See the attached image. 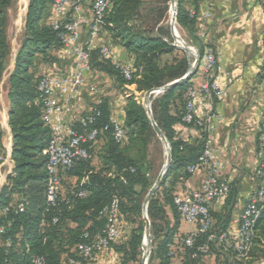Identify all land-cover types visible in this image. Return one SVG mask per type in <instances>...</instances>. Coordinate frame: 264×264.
<instances>
[{
	"label": "trees",
	"instance_id": "trees-1",
	"mask_svg": "<svg viewBox=\"0 0 264 264\" xmlns=\"http://www.w3.org/2000/svg\"><path fill=\"white\" fill-rule=\"evenodd\" d=\"M109 1L103 29L113 43L123 46L132 56L131 77L126 79L112 63L100 59L99 48L91 51V69L111 75L120 88L134 85L140 93L164 86L188 72L192 59L185 51L180 53L172 43L171 29L160 25V20L153 27L142 24V0ZM13 3L14 0H0V92L11 53L8 9ZM52 3L53 0H29L23 38L14 69L8 77L11 160L14 166L0 189V225L5 228L0 238V264H34L32 259L37 256L43 258L42 264H62L68 257H77L75 246L86 239L85 233L92 236L106 227L108 216L102 213V209L114 198L119 200L120 234L106 251L113 249L124 263L137 262L145 228L143 202L156 179L153 181L148 177L152 165L145 158L147 151L143 158H136L128 153V149L140 145L147 150L153 138L160 139L146 109L134 95L127 96L125 118L120 123L125 130L121 142L112 135V116L107 102L101 100L93 105L99 113L89 127L102 130L97 140L105 139L98 153V163H92L93 144L90 158H79L71 167L59 172L61 189L53 204L47 199L49 175L45 151L51 129L43 118L45 101L38 89L45 74H39L34 67L39 55L45 63L58 62L56 53L63 48L59 31L46 23ZM177 3L176 23L187 32L201 57L207 46L196 29V14L191 15L184 5L185 0H177ZM198 71L197 67L188 80L151 97L152 117L169 142L171 164L147 206L153 236L149 264L154 258L156 264H205L204 258L213 253L242 257L235 251H224L217 240L208 241L209 232L198 233L192 246L175 241V237L188 234L179 231L183 220L174 203V197L179 195L175 185L180 178L191 175L186 168L198 161L206 139L198 127L182 119L187 90L194 85L191 80ZM180 124L195 127L199 137L191 141L179 137L176 128ZM105 126L108 128L103 129ZM72 127L82 129L79 122ZM2 141L0 126V165L5 155ZM72 178L74 183L63 190V180ZM19 204H23L22 210L17 207ZM260 205L250 251L256 244L264 245V202ZM4 208H8L7 211ZM229 214L218 216L211 231L218 235L226 231ZM126 224L131 226L128 236L123 235ZM8 239L10 245H7ZM172 243L174 247L171 248ZM205 244L209 245L207 253L198 250ZM64 255L67 257L63 259ZM81 261L86 264L83 259Z\"/></svg>",
	"mask_w": 264,
	"mask_h": 264
},
{
	"label": "built area",
	"instance_id": "built-area-1",
	"mask_svg": "<svg viewBox=\"0 0 264 264\" xmlns=\"http://www.w3.org/2000/svg\"><path fill=\"white\" fill-rule=\"evenodd\" d=\"M206 8L201 13L203 20L211 16L213 0H204ZM85 0H53L52 10L55 17L50 22L54 30H58L64 52L72 59L73 66L70 73L65 75L45 74L41 77L38 89L42 92L45 101L44 121L51 129V137L46 148L48 155V188L47 199L54 203L57 193L61 189L59 172L68 169L79 158L91 157L90 148L97 141L102 130L89 127L95 121L99 113L94 107L83 114L78 122L82 129L73 127L65 129L64 113L71 111V100H82V88L87 85L85 75L91 69V51L99 48L100 59L109 61L126 78L131 77V66L119 61L112 53L108 44L98 47L94 45L95 38L103 32L105 12L109 6V0H93L90 6V14L86 17L83 13ZM191 15L197 14L190 11ZM87 24L88 38L80 41L81 26ZM205 27L199 32L204 37ZM194 53L199 55L193 46ZM194 57V56H193ZM199 71L202 81L199 85H192L187 90V101L183 115V121L194 124L206 135L204 147L198 161L189 164L187 171L195 173L203 170L205 177L199 190L191 191L185 195L174 197V203L183 221L192 225L191 230L185 237H175L176 242L192 246L198 233H207L208 241H218L224 251H235L238 255H246L252 246L253 228L256 219L260 215V204L264 202V116L262 128L258 138L257 166L254 176L260 181L259 186L248 196L246 204L235 220L236 227L227 229L219 235L212 232L214 224L211 214V206L214 202L225 199L231 190L230 184L221 179L220 170L222 164L218 157V150L213 144V135L217 128L218 113L216 103L223 96V89L219 84L222 66L219 54L212 48L206 47L200 57ZM92 91H96L94 85H89ZM98 101L97 103H99ZM96 104V103H95ZM113 124V137L117 142L125 138V130L116 119L111 117ZM105 126L103 129H107ZM81 195L84 192L80 193ZM23 209V204L17 206ZM8 208H4L7 211ZM102 213L108 216L106 227L94 235L85 233V240L75 246L77 257H68L62 264H93L97 257L105 252L120 234L119 231V200L114 198L102 209ZM5 232L4 226L0 225V238ZM10 245V239L7 241ZM174 247V244H170ZM207 253L209 245L205 244L198 248ZM196 256V253L193 254ZM34 264H42L41 256L32 259ZM260 264H264V261Z\"/></svg>",
	"mask_w": 264,
	"mask_h": 264
},
{
	"label": "crops",
	"instance_id": "crops-1",
	"mask_svg": "<svg viewBox=\"0 0 264 264\" xmlns=\"http://www.w3.org/2000/svg\"><path fill=\"white\" fill-rule=\"evenodd\" d=\"M93 0H85L84 15L90 14ZM29 0H14L8 9V40L11 46L9 64L4 72L0 92V126L3 131V147L5 155L0 165V189L6 177L13 170L12 132L9 126L8 77L14 69L15 59L23 38L25 17ZM17 10L18 31L12 37L10 34L15 19L12 16L13 6ZM185 7L196 11V29L198 33L205 27L203 43L215 50L220 57L222 72L219 84L223 89V96L216 103L218 113L217 128L213 135V144L218 150V157L222 164L220 177L230 184L232 195L211 206L215 218L229 212L230 221L227 229L236 227L235 220L244 208L249 194L256 189L260 181L254 176L257 166V148L259 133L262 128L264 116V0H213L211 16L205 20L201 13L206 8L204 0H185ZM55 17L52 6L46 16V23L50 24ZM80 41L88 38L87 24L81 26ZM110 36L106 32L95 38L96 47L108 44L113 55L122 63L131 66L132 56L118 43H110ZM58 62L45 63L41 56L39 74H52L56 76L71 72L70 66L63 70L62 61L71 58L63 49L57 51ZM88 71L85 75L87 85L82 88V100H71V111L64 113L65 129L72 127L79 118L90 111L95 103L104 100L107 102L112 118L123 123L127 96H116L118 83L114 77L102 71ZM200 71L192 78L194 85L202 81ZM89 85H94L92 91ZM135 88L134 85L126 86ZM179 137L193 140L199 137L198 130L190 125L180 124L176 128ZM98 143V145H97ZM104 137L99 138L96 149L103 148ZM205 177L203 170L191 173L187 178H180L176 182L179 195L199 190ZM192 225L182 221L179 231L186 233ZM119 254L113 249L100 254L93 264H117Z\"/></svg>",
	"mask_w": 264,
	"mask_h": 264
},
{
	"label": "rangeland",
	"instance_id": "rangeland-1",
	"mask_svg": "<svg viewBox=\"0 0 264 264\" xmlns=\"http://www.w3.org/2000/svg\"><path fill=\"white\" fill-rule=\"evenodd\" d=\"M172 1L170 0H142V5H141V14H142V24H144L145 26H155L156 25V21L160 20L161 22L159 23L160 25H163L164 27H167L168 29L170 28V7H171ZM167 8V9H166ZM166 9V10H165ZM12 16L13 19H15L13 27L11 28L10 34L12 35V37L14 38V36L17 34L18 31V22L17 21V10H16V6H13L12 9ZM158 24V25H159ZM175 27H177V30L179 32V36L181 37V39H183V41L185 43H187L188 45H190L191 47H195L196 46L192 43L189 35L187 34V32L181 27L179 26L177 23H175ZM106 32L107 35L108 32L106 30L103 29L104 33ZM110 43H111V39ZM174 44V41L172 42ZM178 45V44H177ZM177 50L180 53H183L184 50L176 47ZM197 49V48H196ZM185 53V52H184ZM189 57L193 60L194 57L192 55V53L189 52ZM59 60V59H58ZM40 61L38 62L37 60L35 61V67L34 70L35 71H45V70H39V64ZM59 63V61H58ZM61 68L64 70H67L70 66H73V61L72 59L70 60H64L60 63ZM89 71H93L92 69H90ZM121 95L122 97L126 96H132L134 95L135 99L140 102L141 104H143V98H144V93H140L136 91V88H129V87H125L122 90L118 89V93L116 94V96ZM158 95V94H156ZM155 95V96H156ZM98 145V143H97ZM146 151H147V155H146ZM100 152L99 149H96V144L94 145V156L92 158V163L93 164H97L98 163V153ZM128 153L136 158H143L146 155V160L150 161L151 165H152V170L149 172L148 177L151 180H155L158 173L160 172L164 161H165V151L163 148V144L161 141H158L156 139H152L148 145V149L144 150L142 148V146H136V147H132L128 149ZM72 183H74V179H64L63 180V190L65 189L66 186L71 185ZM213 219L215 220L214 216ZM131 230V226L130 225H125L124 226V230H123V235L124 236H128L129 232ZM146 249V246L143 244L141 245V254L139 256V260L137 262H123V260L121 259V257H118V263L117 264H144L142 262V258L144 255V251ZM152 251V250H151ZM146 252V251H145ZM217 255V256H216ZM150 256H151V252L147 254V256H145V261L146 264H149L150 262ZM67 256H63V259L66 258ZM205 264H260L261 262L264 261V245H259L256 244L252 250L247 253L246 255L242 256V257H238L235 255H229L226 256L224 254L221 253H213V254H209L204 258ZM157 260L156 258H154L152 260V264H156Z\"/></svg>",
	"mask_w": 264,
	"mask_h": 264
},
{
	"label": "water",
	"instance_id": "water-1",
	"mask_svg": "<svg viewBox=\"0 0 264 264\" xmlns=\"http://www.w3.org/2000/svg\"><path fill=\"white\" fill-rule=\"evenodd\" d=\"M173 1L175 3V10H174V14L171 17L170 20V29H171V34L173 36L174 39V45L176 47H179L181 49H183L185 51V53L189 56V50H193L192 47L190 45H188L187 43H185L183 41V39H181V37L177 34L176 31V27H175V23H176V16H177V10H178V3L177 0H170ZM177 41H181L182 44L184 45L183 47H180L177 45ZM194 59L192 61L189 62V69L188 72L182 76L179 79H176L174 81H171L169 83H167L164 86L161 87H157V88H152L148 91H146L144 93V98H143V106L146 109L147 115L150 118L151 121V125L153 127V130L155 131L157 137L160 139V141L163 144V148L165 151V161L164 164L160 170V172L158 173L156 180L154 182V184L152 185V187L150 188L149 192L147 193L144 202H143V219L145 221V228H144V234H143V240L147 239V243H148V253L151 252L152 248H153V236L150 233V221L149 218L147 216V206L149 201L151 200V198L153 197L156 189L160 186V183L162 181L163 176L165 175V173L168 171L170 164H171V148L169 145V142L167 141V139L165 138L163 132L161 131V129L159 128V126L157 125V123L155 122V120L152 117V111H151V97L155 96L156 94H159L161 92L167 91L169 89H172L173 87L183 83L184 81L188 80L191 76V74L193 73V71H195V69L198 67L199 68V63H200V56L197 54H193ZM143 242V241H142ZM142 262H145V256L143 255L142 258Z\"/></svg>",
	"mask_w": 264,
	"mask_h": 264
},
{
	"label": "bare ground",
	"instance_id": "bare-ground-1",
	"mask_svg": "<svg viewBox=\"0 0 264 264\" xmlns=\"http://www.w3.org/2000/svg\"><path fill=\"white\" fill-rule=\"evenodd\" d=\"M174 10H175V3L172 1L171 7H170V16L171 17L174 14ZM171 17H170V19H171ZM16 23H17V21H16ZM176 31H177V34L179 35V32L177 30V27H176ZM176 43L180 47H183L184 46L181 41H177ZM189 52L192 53V55L194 54V51L193 50H189ZM165 158H166V156H165ZM143 242H144V245L146 246V249H145L146 252L144 251V256H147V254H148V243H147V239H144ZM146 261H147V259H146ZM146 261L144 262V264H146Z\"/></svg>",
	"mask_w": 264,
	"mask_h": 264
}]
</instances>
